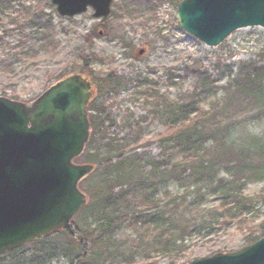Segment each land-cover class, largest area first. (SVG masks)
I'll return each instance as SVG.
<instances>
[{
  "label": "trees",
  "instance_id": "obj_1",
  "mask_svg": "<svg viewBox=\"0 0 264 264\" xmlns=\"http://www.w3.org/2000/svg\"><path fill=\"white\" fill-rule=\"evenodd\" d=\"M140 1L136 9L114 12L118 18L134 14L137 19L156 13L150 0ZM53 7L50 0H0V71L16 72L55 50L54 16L45 11ZM93 39L94 34L89 33L90 45ZM89 55L82 54L86 65L96 56L93 52ZM259 56L257 61L241 63L237 72L232 66L227 67L231 94L227 100L230 102L223 108L227 117L235 111L256 110V116L264 115V49ZM216 65H220V60ZM83 72L91 70L84 66ZM191 73L196 79L192 95L174 99L161 94L156 82L136 78L140 86L135 93L145 99L153 119L163 127L156 137H144L140 121L130 109L119 125L111 112L117 103L95 98L90 104L93 132L84 153L86 161L95 163L97 170L106 171L99 180H94L98 174L95 173L82 183H86L90 199L83 212L93 213L99 237H111L123 226L136 233L145 245L157 246L158 256H170V264L180 263L195 246L188 243L204 242L220 231L235 227L244 233V245L264 236V221L258 224L257 213L259 206L264 207V146L256 139L252 149L238 144L234 137L240 122L231 117L225 122H214L216 109L205 105L217 79L206 68H195ZM111 82L108 93L117 91L124 81L114 76ZM171 86L169 77L166 87ZM99 92H104L102 85ZM117 126L129 129L130 134L114 135L110 130ZM155 141L159 144L157 156L140 150ZM217 143L223 146L221 150ZM208 154H213L211 159L206 158ZM255 181L262 183V188L249 195L247 188ZM121 207L123 211L119 212ZM63 231L74 234L69 228ZM81 232L90 235L89 231ZM54 235L31 243V264L59 253L55 248L37 246Z\"/></svg>",
  "mask_w": 264,
  "mask_h": 264
},
{
  "label": "rangeland",
  "instance_id": "obj_2",
  "mask_svg": "<svg viewBox=\"0 0 264 264\" xmlns=\"http://www.w3.org/2000/svg\"><path fill=\"white\" fill-rule=\"evenodd\" d=\"M181 0H150L153 13L145 14L146 18L135 17L134 14H125L118 18V13L125 12L128 8H138L140 0H115L112 13L103 20L93 15L94 10L73 17L61 16L53 8H45L54 16L56 48L51 54L40 56L36 63L17 68L16 72L3 73L0 71V95H5L18 100L30 101L36 98L49 85L56 81L60 75L72 72L85 73L84 66L90 69L85 73L93 82L96 90L103 86L104 92L97 91L101 100L116 102L117 106L111 108L112 116L121 125L123 117L130 109L135 119L140 121L144 137H156L163 131L160 122L153 119L150 106L144 98H139L135 93L140 83L136 78H147L161 86L160 93H167L171 99L176 97H190L195 85L192 70L206 68L217 79L213 88V95L206 103L209 109H216L214 122H225L232 118L240 122L239 129L234 139L238 144L247 148L254 147L256 142L264 146V115L256 116V110L245 113L235 111L226 116L224 106L230 99L228 66L237 72L243 62L260 59L259 53L264 49V28L247 27L233 31L221 44L209 47L204 42L184 30L178 23L176 12ZM144 4V2H143ZM132 5V6H131ZM146 20V21H145ZM144 22V24H143ZM94 34L93 45L87 42V35ZM146 47L147 51L142 56H137L139 48ZM93 52L96 56L86 65L82 54ZM90 56V55H89ZM220 65L217 66V61ZM52 74L56 77L50 79ZM112 75V76H111ZM118 76L124 82L117 91H107L112 87L111 79ZM171 78V88L166 87L167 78ZM108 93V94H107ZM139 98V99H138ZM226 98V99H225ZM114 135L123 137L129 135L127 128L120 126L110 130ZM218 150L222 149L217 143ZM255 149V148H253ZM147 151L152 157L159 154V144L155 141L140 149ZM253 151V150H252ZM215 151L213 152V154ZM213 154H208L211 159ZM83 154L77 162H85ZM103 168L97 170L96 179L103 175ZM86 183L82 184L85 190ZM262 183L251 182L247 193L253 195L260 191ZM257 212L258 224L264 221V207L259 206ZM123 207L120 208L121 212ZM94 215L90 212L78 214L73 222V235L61 231L37 246L55 248L59 253L48 257L37 264H170V256H158L157 246L145 245L136 233L123 226L108 238L101 239ZM89 231L90 235H83L81 231ZM248 230V229H247ZM243 234L235 227L227 231L211 234L206 241L188 243L195 244L180 259L183 264L194 253L191 260L203 256H210L211 249H220L222 252L235 251L244 246ZM78 235L84 236V241ZM222 246V247H219ZM225 246V247H224ZM227 246V247H226ZM36 247V246H35ZM32 244L29 243L0 257V264H31L28 256L32 253ZM190 254V255H189ZM81 255L80 258L77 256ZM12 260V261H10Z\"/></svg>",
  "mask_w": 264,
  "mask_h": 264
},
{
  "label": "water",
  "instance_id": "obj_3",
  "mask_svg": "<svg viewBox=\"0 0 264 264\" xmlns=\"http://www.w3.org/2000/svg\"><path fill=\"white\" fill-rule=\"evenodd\" d=\"M50 1L61 16L91 7L95 17L107 18L114 0ZM176 16L183 29L215 47L235 30L264 28V0H181ZM144 52L140 48L137 55ZM92 97V83L80 73L29 102L0 95V254L70 227L87 206L80 184L97 167L76 159L90 140ZM187 264H264V236Z\"/></svg>",
  "mask_w": 264,
  "mask_h": 264
}]
</instances>
